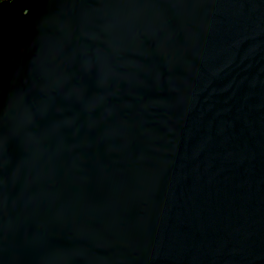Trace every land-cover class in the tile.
Wrapping results in <instances>:
<instances>
[{
  "label": "water",
  "instance_id": "water-1",
  "mask_svg": "<svg viewBox=\"0 0 264 264\" xmlns=\"http://www.w3.org/2000/svg\"><path fill=\"white\" fill-rule=\"evenodd\" d=\"M0 264H264V0H0Z\"/></svg>",
  "mask_w": 264,
  "mask_h": 264
}]
</instances>
